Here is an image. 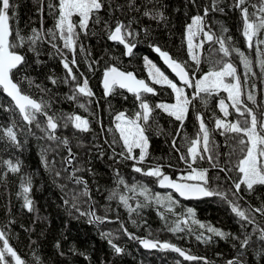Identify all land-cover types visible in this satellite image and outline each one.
Segmentation results:
<instances>
[{"label":"trees","instance_id":"trees-1","mask_svg":"<svg viewBox=\"0 0 264 264\" xmlns=\"http://www.w3.org/2000/svg\"><path fill=\"white\" fill-rule=\"evenodd\" d=\"M11 2L15 13L10 21L13 39L17 31L25 37L30 36L33 28H41L42 20L45 31L53 29L55 32L54 42L64 56L69 61L73 56L77 60V65L73 66L77 81L63 83L66 72L61 63L62 57L46 42L52 39L46 35L45 42H38L35 46L36 52L29 51L27 46L17 48V51L26 57L27 62L19 71L13 70L14 82L33 99L47 102L46 110L50 115L61 117L78 114L88 119L90 126V131L80 132L70 125L65 127L64 120L60 119V126L55 135L61 139L67 138L69 145L48 140L47 134L42 131L44 124L41 117L38 115L41 128H37L35 123L24 122L18 110L13 105L9 107L11 101L0 88V229L6 232L10 245L25 264H205L201 260H183L170 251L144 250L137 244L136 239H130L124 233V229L136 238L145 236L174 244L190 255L206 259L207 264H226L228 260L236 258L239 255V245L233 237L248 233L252 235L253 240L251 246L243 251V264H264V255L261 254L264 253V241L259 239L258 232L253 231L255 226L242 228V222L219 197L179 199L172 192L159 189L157 178L133 171L134 161L124 160L119 156L110 159L113 147L117 153L122 150L119 132L115 131L116 114L124 112L127 118L134 119L135 113L140 110L139 102L133 93L116 88L109 96L104 95L100 83L102 72L106 67L113 65L123 71H132L136 77L145 80L156 90V95L143 94L154 111L146 125L149 155L137 166L147 171L159 164L164 173L177 180V172L188 169L187 165L179 160L180 153L175 152L171 146L172 137L176 136L180 122L162 110L155 109L158 102H171L173 92L166 85L152 83L145 69V57L171 75L162 66L158 54L150 47L157 45L177 61L186 62V70L196 79L209 71L222 56V53L217 51L219 45L205 42L203 47L194 49L200 57V64L196 65L188 55L185 31L192 16L198 13L203 15V8L211 7V0H196V5H193L191 0H134V5L133 0H105V7L99 12L103 19L108 20L111 16L109 22L113 26L116 20L126 24L131 22L134 36L128 39L136 46L133 53L127 56L120 44L107 39L102 31V24L90 23L87 34L77 29L79 39L75 51L64 49L63 41L59 39V33L54 28L56 14L51 13L47 7L49 2L55 4L58 0H43L42 14L38 11L40 0ZM232 3L233 0H220L219 6L224 8V12L210 11L205 18L204 28L205 31L210 29L217 36L226 28L227 32L223 35L232 38L231 46L238 48L252 62V72L248 73L250 83L243 89V98L249 107L259 111L260 107H264V76L261 75L255 48H249L242 35L240 11H233ZM145 11H151L153 15L157 11L162 12L164 19H151L143 14ZM73 22L78 24L75 16ZM202 38V34L199 35L197 43ZM260 38L264 39V33L260 34ZM227 61L236 67L237 75L243 80L245 69L240 57L233 52ZM49 76L56 78L58 83L53 85L48 79ZM84 78L88 79L94 96H80L76 101L68 100L66 97L72 94L75 84L82 83ZM29 80L33 82L31 85ZM251 84L256 87L252 88ZM36 85H40V88ZM194 91L192 87H185L186 95L190 99ZM248 92L256 96L260 107L246 100ZM221 98L229 103L227 93L223 91L207 97V104L197 98L190 107L183 129L176 139L181 152H186V140L194 139L199 128L195 119V113L199 111L211 130V138L218 146L221 153L220 163L223 166L229 159L227 153L233 145L214 130L215 118L223 116L218 107ZM80 103L85 104V108H80ZM229 112L227 119L231 122L244 119L238 117L234 109L229 108ZM9 127L16 133L19 146L9 141L5 135ZM114 139L116 144H112ZM67 147H71L76 157L69 169L63 159L68 155ZM101 151L104 152L103 156L100 155ZM134 155H139L137 150H134ZM4 161L18 164L19 171H9ZM193 166L209 169L208 174L211 177L218 174V170L210 168L206 160L198 161ZM72 169H80L76 175L87 182L89 192V196L79 198L78 207L82 212H89L91 206L94 215L101 218L98 223H90L91 216L81 215L71 204L64 203L65 199H70L71 193L84 191L83 184L77 185L68 179L72 175ZM57 171L61 172L59 177L55 175ZM239 175L238 172L231 173L232 180ZM121 179L124 183H119ZM232 180H226L224 173H219V180L214 179L212 187L219 186L227 192ZM29 181L31 183L27 197L32 201V211L24 206L22 189V185L29 186ZM133 186L136 187L135 192L131 190ZM141 186L149 191L147 199L141 194ZM157 194L162 198L168 195L173 197L176 203L172 205V212L166 211L167 204L156 203ZM227 194L231 198V193ZM239 195L242 199L237 203L242 208L249 204L259 206L264 202V186L256 185L251 192L242 190ZM121 196L128 198V204L134 211L130 212L124 206ZM189 208L194 210L195 219L200 223L211 225L230 235L227 238L214 236L206 228L202 229L191 221L187 226L181 225L182 231H171L178 219L187 216ZM159 213H164L166 219H162ZM256 223L264 226V217L256 214ZM105 233L110 234L113 243L122 249L121 253H115L108 243V237L102 235ZM201 233L203 238L197 240V235ZM208 237L211 239L205 242Z\"/></svg>","mask_w":264,"mask_h":264},{"label":"snow or ice","instance_id":"snow-or-ice-1","mask_svg":"<svg viewBox=\"0 0 264 264\" xmlns=\"http://www.w3.org/2000/svg\"><path fill=\"white\" fill-rule=\"evenodd\" d=\"M193 5H196V0H191ZM220 0H211V7L205 6L203 8V15L196 14L192 16L191 23L186 26L185 38L187 41L188 55L196 65L200 64V57L195 53L194 49L203 47L205 42H211L212 44H218V52L222 53L220 60L215 61L212 68L205 72L202 76L195 80L187 71V63L180 62L169 55L167 51H163L157 45H150L153 51L159 54L164 64L167 65L179 81L183 84V87L178 86L177 83L169 79L167 75L159 67L156 66L151 60L145 57V66L149 68V77L153 84L166 85L175 93L176 102L174 104L157 103L155 109H160L167 113L170 117L180 122V128L176 130V136H179L184 126V121L187 118L190 107L193 106L194 101L200 98L204 104H207V97L213 96L221 91L227 93V101L224 98L219 100V111L223 114L222 117L215 118V131H218L221 136H224L226 140L232 143V147L227 153L229 159L224 162L223 166L220 163L221 153L218 151V146L211 138V130L205 123L203 115L196 111L195 119L199 124L196 137L191 140H186L187 151L181 152V148L177 146L176 136L172 137L171 146L172 149L180 153L179 160L187 165V174H182L177 180L171 179L168 175L164 174L159 164L155 167L149 168L145 171L143 168L138 167V164H142L146 157L149 155V137L146 135V125L149 123L151 115L154 111L153 107L144 99L143 94L156 95L154 87L150 86L143 79H137L132 72L121 71L116 66L106 67L103 73V89L104 95L107 97L112 94L116 88L126 89L127 92L135 95L136 101L139 102V111L135 113L134 119L126 117L124 112H119L114 118L115 131L119 132V139L122 141V150L117 153L116 149L112 148V157L115 159L117 156L124 160H132L133 171L142 173L143 175L157 178L161 187H167L173 189L181 197L185 198H211L219 197L223 200L231 209V212L241 221V227L247 228L249 225H254V232L259 233V239L264 241V226H260L256 223V214L264 217V202H261L259 206H252L249 204L246 208H242L237 201L242 199L239 195L243 191H254V186H264V107H260L256 96L252 92H248L246 100L250 101L252 105L260 107L257 111L254 107H249L248 103L243 98L244 87L250 83L248 80V73L252 72V62L241 52L238 48L231 46L232 38L230 36H224L223 33L227 32L224 28L222 34L217 36L209 29L205 31L204 21L209 12H224V8L219 6ZM134 5V0H133ZM13 4L11 0H0V88L3 92L11 98L9 107L14 105L15 109H18L23 121L27 124L35 123L37 128H41V121L38 119V114L44 117V127L42 131L47 134L48 140L57 141L59 144L65 146L69 145L67 138L61 139L55 135L56 130L60 126V119L64 120V126L69 125L80 132L90 131L89 120L83 118L78 114H72L69 116L57 117L55 114L50 115L47 112V102H38L29 95L25 94L21 86L14 82L13 70L19 71L20 68L27 62L26 57L21 55L17 48L27 46L29 51L36 52V45L38 42H45L46 35L51 36L52 39L46 41L56 50L57 54L61 55V63L66 72V77L63 83L67 84L69 81H77V76L73 73V66L77 65L75 56L69 61L63 54L62 50L57 47L54 42L56 40V34L53 29L43 28V21L41 20V28H33L30 36H23L19 31L16 32L13 39V31L10 25V21L13 19L15 13L13 11ZM51 13L56 14V23L54 25L55 30L59 33V39L63 41V48L70 51H75L76 42L79 39V33L87 34L90 23L93 25H103L102 31L107 36V39L113 42H118L125 48V55H131L133 48L136 46L128 39L134 36V32L131 29V22L128 24L121 20H116L114 26L110 24L111 16L108 20L103 19L99 12L105 7V0H58V3L49 2L47 5ZM110 7V5H109ZM239 10L242 20V35L249 48H255L258 57V64L261 69V75L264 76V39L260 38V34L264 33V0H233L232 10ZM38 11L43 13V0H40V7ZM151 19H164L162 12L157 11L155 15L151 11H145L143 13ZM76 15L79 17V23L73 22L72 17ZM202 39L199 44L194 42V37L201 35ZM81 50L83 47L81 46ZM235 52L241 60V63L245 69V75L243 80L237 75L236 67L227 61V58ZM90 54V53H89ZM37 55L39 53L37 52ZM95 63V61H93ZM91 69V64H89ZM83 76V73H81ZM49 81L56 85L57 79L49 76ZM29 85L33 82L28 81ZM40 88V85H36ZM185 87L194 88V94L191 99L185 94ZM252 88H255V84H251ZM44 91L45 89H41ZM80 96L91 98L94 93L89 88V82L87 78L83 79L82 83L77 82L72 90V94L66 98L70 101H76ZM2 107V105H0ZM80 108H85V104L80 103ZM229 108L234 109L238 114V117H243V120L237 119L235 122L229 121L227 118L230 115ZM7 110V109H6ZM109 131H113L109 129ZM5 135L8 140L17 146V136L11 127L7 128ZM107 143V141H105ZM114 139L112 144H116ZM111 147V145H110ZM134 149H139V155H134ZM68 155L64 157V164L71 166L76 159L71 147H67ZM100 155L103 156L104 152L101 151ZM235 158V163H233ZM207 161L210 168L217 169L218 174L216 177L209 176V169L197 168L193 165L198 161ZM119 162V161H117ZM8 166L9 171L18 172L19 165L13 164L11 161H4ZM47 166V161L45 160ZM67 170V169H66ZM80 169H72V175L68 177L69 180L75 184L84 185V191L80 193H71L70 199H65V204H71L72 208L80 212L81 215L92 216V220L89 222L101 221V218L95 216L92 212H82L78 207V200L81 196H89L87 190V182L83 178L76 175ZM238 172L240 175L235 180H232L231 173ZM219 173H224L226 180H232L231 186L227 189V192L221 190V187H212V181L219 180ZM55 175L59 177L60 171L55 172ZM117 175L119 173L117 172ZM191 182V183H190ZM29 186L22 185L24 193V206L32 211V201L28 199L27 193L30 191ZM119 183H124L121 179ZM242 186H244L242 188ZM135 192L136 187L131 189ZM231 193V198L227 193ZM141 194L145 195L147 199L149 191L146 187L141 186ZM121 201L129 211H134L128 204V198L121 196ZM155 201L158 204H167L166 211L172 212V205L176 203L171 195L161 197L159 194L155 196ZM143 205H141L142 207ZM162 219H166L164 213H159ZM106 219V218H105ZM189 221L193 224H198L200 228H206L209 233L220 238H227L230 234L226 233L211 225L200 223L195 219V212L193 209H187V216L182 219H178L170 230L173 232L182 231L181 225L187 226ZM123 227V226H122ZM124 233L129 236L130 239H137L131 233L124 229ZM108 237V243L114 249L115 253L119 254L122 249L113 243L110 238V234H102ZM197 240L203 238V233L197 235ZM211 237L205 239V242L210 240ZM238 242L239 255L228 260L227 264H243V251L247 247L251 246L253 237L251 234L244 233L243 235H237L233 237ZM139 243L143 247L148 249H170L171 251L179 253L185 260H202L203 258L194 257L187 254L181 248L174 244L160 241L143 239L139 240ZM59 247V245H57ZM264 255V253H261ZM0 264H25V261L17 254L14 248L9 243V238L6 232L0 229ZM205 264L207 262L205 261Z\"/></svg>","mask_w":264,"mask_h":264},{"label":"water","instance_id":"water-1","mask_svg":"<svg viewBox=\"0 0 264 264\" xmlns=\"http://www.w3.org/2000/svg\"><path fill=\"white\" fill-rule=\"evenodd\" d=\"M113 42V41H112ZM115 43H118V42H115ZM119 44V43H118ZM121 45V44H120ZM122 47H123V49H124V53H125V48H124V46L123 45H121ZM158 54V53H157ZM127 56V55H126ZM158 57H159V60H160V62H161V64H162V66L177 80V82H179L180 84H182L180 81H179V78L178 77H176V75H175V73H173L172 71H171V69H169L168 67H167V65L166 64H164V62H163V60H162V58L159 56V54H158ZM111 66H113V65H111ZM120 69V68H119ZM121 71H123L122 69H120ZM104 71H105V69L103 70V72H102V77H101V87H102V89H103V83H102V81H103V73H104ZM125 72H132V71H125ZM133 73V72H132ZM134 74V73H133ZM135 75V74H134ZM137 79H141V78H138V77H136ZM118 88V87H117ZM1 90H2V93L7 97V98H9V100L11 101V98L10 97H8L7 96V94L6 93H4L3 92V89L1 88ZM122 90H125V91H127L126 89H122ZM103 92H104V89H103ZM129 93V92H128ZM147 94V93H146ZM14 106V105H13ZM18 110V109H17ZM19 112V111H18ZM39 115V114H38ZM40 116V115H39ZM41 117V119L44 121V117L43 116H40ZM25 122V121H24ZM67 168L69 169L70 168V166H67ZM164 174H166V175H168L171 179H173L168 173H164ZM173 180H177V179H173ZM178 182H182V181H179V180H177ZM191 183V182H190ZM157 187L159 188V189H166V190H168V191H170V192H172L174 195H176L179 199H182V200H196L197 198H185V197H181V196H179V194L178 193H176L173 189H171V188H167V187H161L160 185H159V182H158V180H157ZM89 212H92V208H91V206L89 207ZM93 213V212H92ZM91 220H92V216H91ZM95 223H98L97 221L95 222ZM143 239H150V238H147V237H144V236H141V237H138L137 239H136V242H137V244L142 248V249H144V250H147V251H153V250H156V251H170V252H173V253H175L177 256H179L181 259H183V260H185L184 259V257H182V256H180L179 255V253H177V252H174V251H171L170 249H159V248H156V249H148V248H145V247H143V245L141 244V243H139V240H143ZM150 240H153V239H150ZM157 241V240H156ZM161 243H164L165 241H160ZM188 254V253H187ZM190 255V254H189ZM192 256H194V255H192ZM194 257H197V256H194ZM198 258H201V257H198ZM198 260H200V259H198ZM189 261V260H188ZM201 261H203V262H207V260L206 259H202ZM227 264V263H226Z\"/></svg>","mask_w":264,"mask_h":264},{"label":"rangeland","instance_id":"rangeland-1","mask_svg":"<svg viewBox=\"0 0 264 264\" xmlns=\"http://www.w3.org/2000/svg\"><path fill=\"white\" fill-rule=\"evenodd\" d=\"M74 16L77 18V21H78L77 23H79V17L76 16V15H74ZM74 16H73V17H74ZM73 17H72V19H73ZM198 37H199V35L196 36V37H194V42H195V43H197V39H198ZM185 39H186V38H185ZM186 42H187V41H186ZM197 44H199V43H197ZM156 66L159 67L158 65H156ZM159 68H160V67H159ZM145 69H146V72H147L148 78L150 79V77H149V68L146 67ZM160 69H161V68H160ZM161 71L164 72L163 69H161ZM164 73H165V75L168 76L169 79H172L173 82L177 83L178 86L183 87V84H180V83H178L177 81H175L176 79H174L171 75H168L166 72H164ZM192 78H193V83H194L195 80H196V78H195L194 75H192ZM150 80H151V79H150ZM151 81H152V80H151ZM171 91H172V90H171ZM185 94H186V92H185ZM175 102H176L175 93H173V100H172L171 102H158V103L174 104ZM134 150H137V152L139 153V149H134ZM187 171H188V169L183 170V171H178L177 174H176V177L179 179L180 176H181L182 174H185V175H186V174H187Z\"/></svg>","mask_w":264,"mask_h":264},{"label":"bare ground","instance_id":"bare-ground-1","mask_svg":"<svg viewBox=\"0 0 264 264\" xmlns=\"http://www.w3.org/2000/svg\"><path fill=\"white\" fill-rule=\"evenodd\" d=\"M145 237V236H144ZM148 238V237H147ZM151 239V238H150Z\"/></svg>","mask_w":264,"mask_h":264}]
</instances>
